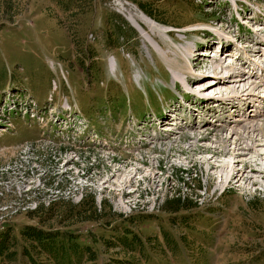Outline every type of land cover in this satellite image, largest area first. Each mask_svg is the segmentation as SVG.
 I'll return each mask as SVG.
<instances>
[{
  "label": "rangeland",
  "instance_id": "rangeland-1",
  "mask_svg": "<svg viewBox=\"0 0 264 264\" xmlns=\"http://www.w3.org/2000/svg\"><path fill=\"white\" fill-rule=\"evenodd\" d=\"M261 10L264 0H0V231L18 236L0 264H60L33 246L28 255L20 235L39 223L31 211L55 201L39 214L48 229L91 246L73 264H264V171L246 168L256 154L236 162L211 148H232L221 141L227 120L242 135L264 128V99L246 106L233 98L244 84L231 82L223 97L235 101L222 110L220 94L186 93L206 97L218 78L184 83L217 57L264 84L251 76L264 69ZM140 13L145 34L127 19ZM243 106L250 120L237 126ZM180 192L192 202L170 204ZM83 198L116 214L104 228L60 216Z\"/></svg>",
  "mask_w": 264,
  "mask_h": 264
},
{
  "label": "bare ground",
  "instance_id": "bare-ground-1",
  "mask_svg": "<svg viewBox=\"0 0 264 264\" xmlns=\"http://www.w3.org/2000/svg\"><path fill=\"white\" fill-rule=\"evenodd\" d=\"M237 5H239V2L236 1ZM264 12V10H261L260 11V14H262ZM142 16H145L144 14H142ZM147 17V16H145ZM127 19L134 25L138 28L139 32L142 33V34H145V31L142 27V25L138 22L139 20H141V13L138 15V16H130L127 17ZM148 19V17H147ZM143 17V20H147ZM148 21L152 22L153 24L155 23L153 20L151 19H148ZM147 35V34H146ZM223 38V37H222ZM222 42L223 44L224 43H227V41H225V39L223 38ZM261 41V40H260ZM226 45V44H225ZM256 45H258V43H256ZM248 47L249 45H247L245 48H244V52L248 50ZM257 52L256 55L260 54L261 52H263V50H259V47H256L254 49H251L249 51V53L252 54ZM209 53V52H207ZM211 55V54H210ZM264 55V54H263ZM199 56V55H198ZM216 62H209L206 64V67L207 68H210L211 72L210 73H201L200 75H194L193 73H188V77L184 80V83L185 84H189V82H200L202 80H205L207 77H216L218 78V81H211L210 85L208 84L207 87H211V86H216L217 84H219V87L217 88L216 91H214V93L212 94H209L208 96H204L202 98L199 97V93L200 91H195L194 93L192 91H187L186 93L189 95V94H192V96L196 97V98H199V99H206L207 101H210V100H213V99H216V95L217 94H220V96H222L221 98H218L216 102H214L213 105H219L221 103L222 106V110L227 106H225L226 103H233L235 100H238V99H241V100H238V101H245L246 103V106H247V103L248 105H251V100H250V97H257L256 99H264V97H261L258 90H260V88H263L264 87V84L263 83H257V82H254V81H249L244 75H243V71H236L237 68H235L236 66L232 65V64H228V65H223L225 63L224 60L222 59H218V58H215ZM246 61V60H245ZM252 61V60H251ZM253 62H250V60L247 59L245 63V66H252L250 68V70L254 69V67L257 66V62L256 60H253ZM193 62H194V65H192V69L193 68H200L201 65H202V62H201V58H194L193 59ZM216 63V64H215ZM256 63V64H255ZM255 64V65H253ZM259 65V64H258ZM224 69H229L230 72L227 73V76L224 77H220L222 71ZM248 70V72L250 71ZM244 72L246 73V70H244ZM252 76V75H251ZM249 77V78H252V77ZM264 76V69H262V74L260 77H263ZM215 80V79H214ZM231 82H234V83H237V84H244L242 87L238 86L236 87L238 90H239V93H237L238 91L236 89H233L231 88L230 86H228L229 83ZM223 85V86H222ZM229 89H233L234 90V94L235 96H233V99H229L227 102V100H225V98L223 97L224 96V93L229 90ZM203 91V90H201ZM262 91V90H261ZM204 92V91H203ZM186 94V95H187ZM185 95V94H184ZM185 95V97H186ZM184 97V96H183ZM258 101V100H257ZM234 107L237 106V109L238 106L240 105H233ZM211 112L213 111V108L214 107H211ZM242 108V107H241ZM246 108V107H245ZM243 110H241L242 112V117L239 118L238 122H240V124H237V126H241L244 124V122H247L250 120V118H248L245 114V110L247 111V108L244 110V106L242 108ZM217 111H220L219 109H217ZM256 111V110H255ZM240 112V113H241ZM239 113V115H240ZM256 113V117H260V116H263L264 115V110H261L259 109V106L257 108V112ZM220 119H218L217 121H219ZM222 120V119H221ZM220 120V121H221ZM219 121V122H220ZM223 121V120H222ZM225 121V120H224ZM167 122V121H166ZM178 124V123H177ZM176 124V125H177ZM226 127H228V131H229V136L226 137L224 140H221V141H224V142H228L230 143V145L232 146V148H228V149H225V150H221L220 149V146H214V147H211L213 148L212 150V153H214L215 155H218V154H222V155H225L227 153H231V152H235L236 153V159L235 161H242V158L244 156L248 157V155L250 154H256V156H252L251 159L247 160L246 164L248 165L246 168H249L250 172L254 171V170H258L260 172L264 171V168L262 165L263 163L261 162L263 159H264V152L263 151H258L256 149L257 146H263L264 145V128L263 127H260V126H254V125H250V126H242V129H243V132L246 133V135H242L240 134L235 127H233L232 125V120H227L225 123H223ZM225 128V127H224ZM203 140H207L209 139V135L208 136H204L202 137ZM198 140V139H197ZM223 143V142H221ZM222 145V144H221ZM224 149V148H222ZM256 149V150H255ZM242 157V158H241ZM246 160V159H245ZM264 162V161H263ZM239 172H243L242 170L241 171H238L237 175L239 177V175H242L241 173ZM263 173V172H262ZM231 182V181H230Z\"/></svg>",
  "mask_w": 264,
  "mask_h": 264
},
{
  "label": "trees",
  "instance_id": "trees-1",
  "mask_svg": "<svg viewBox=\"0 0 264 264\" xmlns=\"http://www.w3.org/2000/svg\"><path fill=\"white\" fill-rule=\"evenodd\" d=\"M139 7L151 18L157 20L156 16L146 6L139 3ZM159 21V20H157ZM65 203L67 201H64ZM192 202L189 197L182 195L180 192L177 196L169 200L170 204L188 205ZM68 203V202H67ZM58 202L55 201L48 206L38 205L32 212L31 216H37L39 218L38 225L26 224L22 227L20 235L26 241L30 242V245H25L23 250L28 255L31 254L30 246H33L35 250L48 253L51 258H55L60 264H73L74 256L79 254V251L84 248H91L90 245H80L78 242L80 235H77L71 231H53L48 229L45 221L39 216L40 212L45 211L46 214L54 211ZM86 199L83 198L78 204L66 205L64 211L61 213V217L65 220L80 221H93L97 222L99 227L104 228L109 222V217L106 215L108 210L116 214L113 210V206L103 201V204H96L95 199L92 200V205L87 207ZM198 201L196 202V205ZM8 230L0 231V256L15 257L18 250L15 248L18 244V236L14 232V228L8 227ZM11 245L14 249H11ZM92 258L96 260V253L91 252ZM33 258V257H32ZM35 263L37 261L35 260Z\"/></svg>",
  "mask_w": 264,
  "mask_h": 264
}]
</instances>
